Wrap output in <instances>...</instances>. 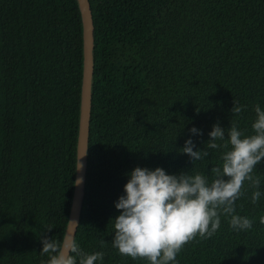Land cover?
Returning <instances> with one entry per match:
<instances>
[{"label":"trees","instance_id":"16d2710c","mask_svg":"<svg viewBox=\"0 0 264 264\" xmlns=\"http://www.w3.org/2000/svg\"><path fill=\"white\" fill-rule=\"evenodd\" d=\"M94 78L83 208L75 242L95 264H149L113 247L115 206L136 168L204 175L227 149H207L213 126L254 134L264 110V0H89ZM78 0H0V264H42V239H64L74 195L83 78ZM245 106L232 115L234 101ZM196 127L202 135H194ZM191 138L209 155L180 152ZM231 147V146H229ZM261 197L244 182L235 214L176 264H264ZM50 229V230H49ZM72 255H75L73 253ZM77 257V262H78Z\"/></svg>","mask_w":264,"mask_h":264},{"label":"clouds","instance_id":"9594fccd","mask_svg":"<svg viewBox=\"0 0 264 264\" xmlns=\"http://www.w3.org/2000/svg\"><path fill=\"white\" fill-rule=\"evenodd\" d=\"M244 107L235 100L232 115L241 113ZM254 111L257 118L252 124V135H245L231 122L229 139L221 145L217 141L225 139V129L219 123L213 126L206 148L222 147L227 151L221 157L222 166L211 169V183L200 173L170 175L162 167L155 170L136 167L130 173L124 186L126 194L115 204L120 214L113 219V247L119 254L147 260L149 264H176L177 254L187 243L197 236L210 238L217 232L221 212L230 217L233 230L247 231L253 227L252 219L235 214V202L242 195L245 181L257 189L251 202L256 204L261 197L258 190L261 179L253 171L264 162V110L257 104ZM190 132L202 135L196 127ZM194 149L196 145L189 138L180 152L187 154L193 163L209 155L207 150ZM259 222L264 224V216ZM42 244L41 255L49 257L42 264H95L104 259L103 252H83L75 240L44 237Z\"/></svg>","mask_w":264,"mask_h":264},{"label":"water","instance_id":"95a60500","mask_svg":"<svg viewBox=\"0 0 264 264\" xmlns=\"http://www.w3.org/2000/svg\"><path fill=\"white\" fill-rule=\"evenodd\" d=\"M83 22V78L81 88V106L79 133L77 142V168L74 195L71 211L65 232L64 239L75 240L80 216L83 208L85 186L87 179L88 155H89V136L90 120L92 108V91L94 78V20L89 0H78ZM80 164V167H79ZM79 168V169H78Z\"/></svg>","mask_w":264,"mask_h":264}]
</instances>
